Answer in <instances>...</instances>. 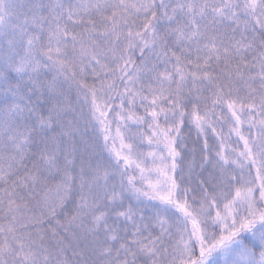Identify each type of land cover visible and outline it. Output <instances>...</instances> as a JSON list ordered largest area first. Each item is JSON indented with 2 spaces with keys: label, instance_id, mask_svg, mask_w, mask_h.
<instances>
[{
  "label": "snow or ice",
  "instance_id": "1",
  "mask_svg": "<svg viewBox=\"0 0 264 264\" xmlns=\"http://www.w3.org/2000/svg\"><path fill=\"white\" fill-rule=\"evenodd\" d=\"M0 264H264V0H0Z\"/></svg>",
  "mask_w": 264,
  "mask_h": 264
}]
</instances>
